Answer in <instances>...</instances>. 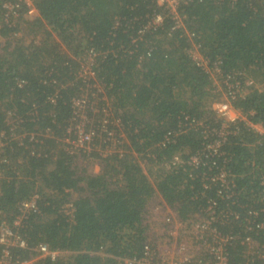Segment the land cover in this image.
<instances>
[{"label":"trees","instance_id":"16d2710c","mask_svg":"<svg viewBox=\"0 0 264 264\" xmlns=\"http://www.w3.org/2000/svg\"><path fill=\"white\" fill-rule=\"evenodd\" d=\"M34 3L38 16L30 18L22 0H0V152L7 159L0 223L39 196L38 213L21 229L28 250L13 254L26 260L45 244L69 257L39 264L140 258L144 215L160 197L188 224L208 219L214 205L211 228L235 239L230 264H242L241 241H264L257 228L264 226V137L238 120L216 153L207 150L219 141L212 106L221 94L189 51L196 44L210 66L239 84L233 108L264 127V0H189L177 9L183 29L156 0ZM157 17L162 24L149 27ZM89 51L125 134L120 153L83 155L98 172L80 167L62 142L72 100L87 89L79 72Z\"/></svg>","mask_w":264,"mask_h":264},{"label":"built area","instance_id":"2783aa9c","mask_svg":"<svg viewBox=\"0 0 264 264\" xmlns=\"http://www.w3.org/2000/svg\"><path fill=\"white\" fill-rule=\"evenodd\" d=\"M22 1L27 6L28 17H37L38 12L31 1ZM187 1L189 0H156L157 4L164 7L175 23V29H183L184 27L183 18L177 9ZM7 6L10 11L19 7V5ZM160 24H162V18L157 17L149 27L155 28ZM95 57L96 53L89 51L80 59L79 77L87 85V89L84 94L72 100L73 116L62 142L71 155H81L83 157V155L90 156L92 153H96L98 156L105 158L112 153H120L118 148L123 144L122 139H125V134L121 128V120L115 114L112 101L108 99L102 86L96 83L95 74L92 70ZM195 64L204 68L211 76L215 72V75L222 77L219 69L210 66L209 61L205 58H203L202 63ZM231 78L222 77L227 82L224 85V99L216 101L212 107L216 116L227 115L230 111H233L232 100L237 97L239 92L241 93L239 84H233ZM89 81L93 83L89 84ZM96 96L100 98L99 101H95ZM9 115L10 124H13V115L11 113ZM238 120L247 123L251 129L264 137V127L262 125L253 124L247 120L229 118L227 125L221 122L222 132L226 134L219 137L218 134L221 129L219 131L213 130L219 141L207 145V150L216 153L220 141L226 139L230 133L229 128ZM14 129L15 126L11 128V131H14ZM1 146L0 143V148ZM198 162V157L191 158V163L198 164ZM6 163L7 159L3 158L0 152V183L6 179L2 171L3 165ZM38 201L39 196L37 194L32 195L19 204L18 215L11 223L5 220L1 221L0 264H39L40 261L45 259L55 262L60 259L63 260L68 255L66 251L52 250L45 244H38L31 249V256L26 260H22L13 254L15 249L28 250V244L21 233V229L30 215L38 213ZM213 207L214 205H211L207 210L208 219L197 218L190 224L180 221L175 212L167 208L169 211V216L167 215L168 218L165 221L167 228L161 230V232L157 229L156 219L151 218L153 211H149L148 207V211L144 215L147 240L143 248V254L140 258L121 259L120 264H230L228 247L234 243L235 239L232 236L222 237L215 229L211 228L212 222L217 221ZM257 228L264 229V226L261 224ZM241 244L246 249L245 261L242 264H264V241L257 242L251 237H246L241 241Z\"/></svg>","mask_w":264,"mask_h":264},{"label":"rangeland","instance_id":"374dc122","mask_svg":"<svg viewBox=\"0 0 264 264\" xmlns=\"http://www.w3.org/2000/svg\"><path fill=\"white\" fill-rule=\"evenodd\" d=\"M30 1H31L32 5L35 7L34 0H30ZM26 33L28 34V31ZM28 39H31V38L28 36ZM189 54L195 63L200 64L203 62L204 56L202 55L201 50L198 48V46L196 44L191 45V50L189 51ZM212 72H214V71H212ZM212 80L214 81L217 92L221 94L219 99L220 100L224 99V95H225V93H224V87L225 86L224 85L227 82L226 79H222V77L215 75V72H214V74H212ZM250 83L251 82H248L246 86H250L251 85ZM247 89H245V92L248 91ZM244 94H246V93H244ZM99 100H100V98L98 96H96L95 101H99ZM229 118L230 119H236L237 118V119H241V120H247L246 117H244L239 111H237L235 109L233 111H230L227 115H223V116H216L215 115V120L220 121L226 125H227ZM223 134L225 135L226 133L225 132L223 133L222 129H221L219 131L218 136L221 137ZM87 160H88L87 158H84L81 155H78L77 164L80 167L87 166L89 168V170H93L94 172H98L99 166L97 164H91L90 165L89 164L90 162ZM165 206H166V204L162 201V199L160 197H156L151 202V204L149 206V211H151V212L153 211L151 218L156 219V221H157L156 225H157V229L159 232H161V230L167 228V226H165V221L169 216L168 215L169 214V211H168L169 207L168 206L165 207ZM68 257H69V255H66L64 257V259H67Z\"/></svg>","mask_w":264,"mask_h":264}]
</instances>
